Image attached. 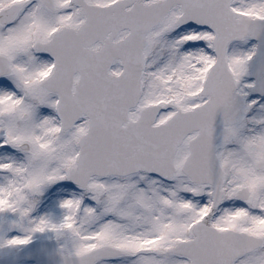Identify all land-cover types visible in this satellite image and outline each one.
<instances>
[{"label":"snow or ice","instance_id":"snow-or-ice-1","mask_svg":"<svg viewBox=\"0 0 264 264\" xmlns=\"http://www.w3.org/2000/svg\"><path fill=\"white\" fill-rule=\"evenodd\" d=\"M0 264H264V0H0Z\"/></svg>","mask_w":264,"mask_h":264}]
</instances>
